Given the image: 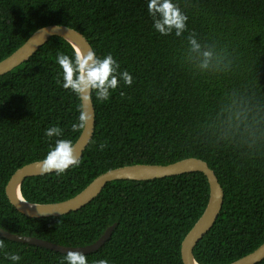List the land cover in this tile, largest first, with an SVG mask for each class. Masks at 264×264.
<instances>
[{"label": "trees", "instance_id": "1", "mask_svg": "<svg viewBox=\"0 0 264 264\" xmlns=\"http://www.w3.org/2000/svg\"><path fill=\"white\" fill-rule=\"evenodd\" d=\"M148 3L0 0V61L39 28L61 24L83 33L98 57L111 53L119 71L133 77L131 86L120 79L108 101L92 94L95 131L79 167L27 177L21 192L29 202H58L110 169L203 159L225 196L194 256L200 264H229L264 242V0H173L188 16L179 37L154 29ZM193 34L199 50L189 43ZM59 53L74 58L72 45L53 36L0 76V226L84 246L116 223L100 249L84 254L88 264H184L182 241L209 200L202 172L114 180L86 206L59 216L28 217L10 203L6 185L18 168L43 160L57 139L74 144L82 132L71 129L81 101L62 86ZM56 126L62 136L48 138L46 130ZM0 239V264H14L6 252L21 257L15 264H67V254Z\"/></svg>", "mask_w": 264, "mask_h": 264}, {"label": "water", "instance_id": "2", "mask_svg": "<svg viewBox=\"0 0 264 264\" xmlns=\"http://www.w3.org/2000/svg\"><path fill=\"white\" fill-rule=\"evenodd\" d=\"M60 36L71 45L75 44L85 52L93 50L91 43L80 31L61 24H51L36 30L18 49L0 61V76L4 75L34 55L51 37ZM94 51V50H93ZM93 115V121L82 130L74 143L76 152L81 159L83 152L89 145L95 131V108L91 102H85ZM34 161L18 168L8 180L6 194L10 203L21 213L28 217L38 218L47 216H59L77 211L93 201L105 188L107 183L119 180H150L191 172H202L206 175L210 186V194L207 206L194 226L188 231L181 244V256L184 264H200L194 256V248L199 240L215 224L224 202V189L213 169L200 158L187 157L169 164H132L110 169L88 184L75 196L63 201L52 203H33L26 200L21 192V185L27 177L43 175L40 171V162ZM116 223L107 227L104 233L93 243L84 246H66L31 235L13 233L0 226V237L23 243H29L52 249L67 254L69 251H78L83 254L100 249L111 237ZM264 259V242L251 253L229 264H256Z\"/></svg>", "mask_w": 264, "mask_h": 264}, {"label": "clouds", "instance_id": "3", "mask_svg": "<svg viewBox=\"0 0 264 264\" xmlns=\"http://www.w3.org/2000/svg\"><path fill=\"white\" fill-rule=\"evenodd\" d=\"M148 12L151 15L154 24L153 27L161 35L167 36L173 31L177 37L181 36L187 30L188 16L181 8L173 3V0H149ZM189 43L193 50H199L200 45L197 43L193 34L189 39ZM74 58L69 55L59 53L57 62L61 67L63 77V88L75 93L81 101L79 105L78 122L71 125L73 132L85 130L91 121L93 115L85 102L90 103L92 94L101 103L108 101L111 96L110 90H116L119 80L122 79L124 84L131 86L133 77L127 70L119 71L120 64L114 59L111 53L100 58L95 51L88 50L85 52L75 44ZM205 60L202 67L208 66V59L211 57V52L203 53ZM57 83H60L58 80ZM121 96L125 95L123 92ZM45 135L48 138L62 136V129L58 126L50 127L46 130ZM107 146L106 142L100 144V150ZM80 158L76 152V145L68 139H57L55 145L46 154L40 162L41 174L55 172L57 175L64 174L71 167H79ZM5 243L0 239V249H4ZM6 257L11 261L18 262L21 257L15 253H5ZM67 264H88L86 256L78 251H69L65 257ZM61 264H64L62 261ZM94 264H109L107 259L95 261Z\"/></svg>", "mask_w": 264, "mask_h": 264}]
</instances>
